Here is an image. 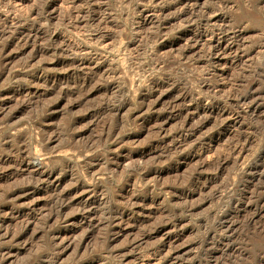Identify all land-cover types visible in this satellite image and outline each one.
<instances>
[{"label":"rangeland","instance_id":"374dc122","mask_svg":"<svg viewBox=\"0 0 264 264\" xmlns=\"http://www.w3.org/2000/svg\"><path fill=\"white\" fill-rule=\"evenodd\" d=\"M197 263L264 264V0H0V264Z\"/></svg>","mask_w":264,"mask_h":264},{"label":"bare ground","instance_id":"6f19581e","mask_svg":"<svg viewBox=\"0 0 264 264\" xmlns=\"http://www.w3.org/2000/svg\"><path fill=\"white\" fill-rule=\"evenodd\" d=\"M2 1V0H1ZM179 3V2H178ZM185 4V3H184ZM179 5V4H178ZM180 9V8H179ZM182 9V8H181ZM178 11V10H177ZM209 11H210V9H207V10H204V12H203V16H207L206 15V13H209ZM188 13V11H186V10H181V11H179L178 13H177V17H180L181 18V16H183V15H185V14H187ZM77 15V14H76ZM192 15V14H191ZM210 15V14H209ZM204 17V18H205ZM144 18V17H143ZM207 18V17H206ZM208 18H209V16H208ZM76 24V23H75ZM76 27V26H75ZM98 28V27H97ZM29 36V35H28ZM199 36H201V38H202V36L203 35H199ZM214 36H215V34L213 33V32H211L210 33V37H211V39H213V41H215V45L213 44H210L211 45V47H212V50H214L215 52L216 51H221V52H223L224 53V51H226L227 49H229V50H231V46L230 45H227V44H225L224 45V43L222 44V42L220 41V39H217V38H214ZM97 39H104L105 38V35H103L102 33H98L97 34ZM199 38V37H198ZM198 38L196 39V37L195 38H193L192 37V39H194V42H197L198 41ZM200 38V39H201ZM101 40H99V41H101ZM223 40H224V38H223ZM228 43V42H227ZM211 51V50H210ZM52 170V169H51ZM52 172V171H51ZM50 173V172H49ZM23 189H24V187H23ZM12 193V192H11ZM230 222H232V221H230ZM230 225H231V223H230ZM228 227H231V226H229L228 225ZM197 264H199V263H197Z\"/></svg>","mask_w":264,"mask_h":264}]
</instances>
